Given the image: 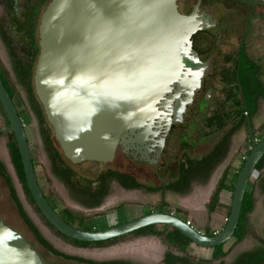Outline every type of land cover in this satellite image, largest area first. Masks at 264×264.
Instances as JSON below:
<instances>
[{
  "label": "water",
  "instance_id": "95a60500",
  "mask_svg": "<svg viewBox=\"0 0 264 264\" xmlns=\"http://www.w3.org/2000/svg\"><path fill=\"white\" fill-rule=\"evenodd\" d=\"M196 16V10L180 12L177 0L49 1L39 24L34 88L67 159L112 161L118 144L148 159L153 150L160 157L171 124L192 102L206 69L190 53L189 37L200 26ZM0 103L17 140L34 202L60 233L98 242L165 224L208 248L234 236L249 182L264 155V138L257 140L248 111L251 150L238 173L226 224L209 235L164 212L101 229L71 225L42 189L26 129L1 75ZM0 264H44L31 242L2 218Z\"/></svg>",
  "mask_w": 264,
  "mask_h": 264
},
{
  "label": "flooded vegetation",
  "instance_id": "af4514ba",
  "mask_svg": "<svg viewBox=\"0 0 264 264\" xmlns=\"http://www.w3.org/2000/svg\"><path fill=\"white\" fill-rule=\"evenodd\" d=\"M49 1L50 0H26L27 9L24 12L23 19H20L16 15L12 17V22L19 29V40L28 46L29 55H34L37 52V59L40 51L39 24ZM177 3L180 12L184 14H190L196 10V19L200 26L189 37V40L191 42L190 53L193 59L196 63L202 64L206 68L201 86L195 90L193 100L187 105L185 111L182 113L181 119H177L171 124L159 158H157L155 150L150 153V158L148 159V157L143 156L142 153L137 150H126L125 146L122 144H118L112 161L103 162L88 160L73 163L66 158V162L71 166L82 165L84 163L91 164L89 168H86L88 175L80 172L81 178H79L77 182L75 181L76 186L74 183V186L77 187L76 189L84 192L85 199L82 201H72L68 198L65 199L66 206L58 208L50 201L46 193H44L60 216L76 228L87 230L107 228L151 212L174 214L184 221L187 220L183 215V211H168L165 209V194L167 188H171V183L176 182L181 176L183 168H185L183 160L174 159V156L178 158V152L182 151L178 150L179 146H185L184 138L179 137L182 135L181 133L184 130L186 122L192 116L188 111L198 106L201 108V104L210 100L212 91L216 88L214 82L215 77L219 76V82H223V84L218 85H221L220 87L222 89L225 88L226 91L224 92L223 101H221V103L228 104L225 105V109H215L207 117L205 124L209 127L214 126L216 129L226 130L225 135H227L234 126L242 122L248 133L245 114V111H248L254 125V113L252 115L249 110L245 108V94L242 91V87L238 84V79H241V71H243L245 84L246 86H250L254 81L252 80L253 78L251 75H253V72H251V69L258 68V71L255 73V78L264 92V0H177ZM32 22L37 23V27L35 26V32L37 33H35V35L38 37L37 40L34 39ZM233 39L234 41L231 42ZM230 43H232L233 49L225 51V46ZM10 45L9 48L13 51V57L15 61H17V54ZM2 73L6 77L3 70ZM13 99L15 101V98ZM0 107L4 114L5 123H7V126H0V136L3 134L6 135V140L3 145L0 146V181L4 189L8 192L9 198L14 204L15 209L19 212L14 202V191L19 199L21 193L28 199L29 197L19 177L12 154V139L10 134L13 133V131L9 129L10 123L2 105ZM19 114L26 129L22 115L20 112ZM243 117H245V120H242ZM222 118L227 122V125L231 123L228 125L230 128L221 127L220 121ZM14 139L18 147L17 140L16 138ZM153 148H158V146L155 145ZM172 148L173 151H177V155L173 154ZM171 159L174 160L170 162ZM167 170L178 175L173 182H167L165 180V172ZM89 171L91 175H89ZM72 180L71 177H68L60 183L63 185L64 189L67 186L69 190H72L73 186L72 182H70ZM158 183L162 186L160 205L155 209H148L146 204L142 202V199L145 200L144 196L147 195L144 189L155 190ZM115 186H119L122 192H127V201L124 200L127 199L126 197H120L118 193L113 194L112 191H110L115 189ZM0 218L8 225L15 228L9 224L2 215H0ZM44 219L47 223L45 217ZM161 225L163 226L161 228H157L155 225L146 226L120 237L111 238L102 242H90L89 244L78 243L75 241L76 239L74 240V238L60 233L52 225V227L49 226L54 229L55 234L62 241L68 242L72 246L79 247L102 246L112 248L119 244L122 245L135 242L141 237L157 235L163 237L167 246L171 248L168 250L170 255L180 257L181 261H178L176 264H210L209 261H205V258L190 256V245L186 249H181L178 245H173L169 242L166 234L174 228L165 224ZM153 231L161 232V234H156ZM43 248L45 249V254L41 251H39V253L44 264H156L157 262L155 255H148L142 252H136L131 255L113 254L111 252L108 253L106 257L95 259L69 254L60 250L59 251L62 253H55L45 245H43ZM172 248H175L176 252ZM263 250L254 248L250 251L240 252L231 260L230 264H264ZM47 253L53 258L46 257ZM166 253L167 251L164 253L162 264H164ZM259 254L263 255L261 256ZM160 259H158V261ZM210 259L215 263L221 262V257H214L213 252ZM169 260L172 263L173 258Z\"/></svg>",
  "mask_w": 264,
  "mask_h": 264
},
{
  "label": "rangeland",
  "instance_id": "374dc122",
  "mask_svg": "<svg viewBox=\"0 0 264 264\" xmlns=\"http://www.w3.org/2000/svg\"><path fill=\"white\" fill-rule=\"evenodd\" d=\"M26 0H0V67L4 71L8 81L15 88V104L22 115L23 121L26 125L27 137L30 143L31 153L35 161V167L38 174L39 181L46 195L50 201L61 208L66 206L65 199L70 198L72 201H82L85 199L84 192L76 189V183L81 178V173L88 175L86 168L91 164L84 163L82 165H70L66 161H61L56 158L54 149L50 141L47 140V132L54 137V131L49 130V123L42 122L35 110L34 100L29 91V77L31 70L36 66L37 52L34 55H29L28 46L19 40V29L12 22V17L17 16L23 19L24 12L27 9ZM231 40V42H233ZM11 44V45H10ZM17 54V61H15L12 50ZM225 51L233 49L232 43L225 46ZM258 71V68H252L251 72ZM32 76V79L34 78ZM252 80H254V75ZM240 77V73H239ZM241 79H238L240 87L247 88L245 80L243 79V71H241ZM264 78V75H263ZM219 76L215 77V86L210 100L201 104L197 108L192 109L191 118L186 122L182 135L179 138H184L185 146L180 145L178 150L179 156L174 159L183 160L185 169L189 175L190 185L186 187V192H180L168 189L165 194L166 204L165 209L168 211H183L186 219H190L195 225V228L200 231L211 229L209 214L207 213L208 201L215 190L223 171L229 166L228 184H233L234 176L237 171H240L244 158L251 150V141L247 133L244 123L240 122L238 127L230 135L226 130L216 129V127H209L205 124L207 117L215 110L226 108L222 104L225 88L222 89L218 84ZM257 83V82H256ZM251 85H254L252 83ZM224 105V106H223ZM205 106V107H203ZM228 106V105H227ZM187 113V112H186ZM227 118V117H225ZM254 127L257 140L264 138V95L262 91L256 94V110L254 112ZM229 123L228 125H230ZM226 126V128L228 127ZM0 126H7L5 123L4 114L0 107ZM230 128V127H228ZM227 128V129H228ZM187 135V136H185ZM6 140V135L0 136V146ZM198 142V143H197ZM57 144V142H55ZM218 145L222 147L228 146V152L224 159L219 160V153L215 149ZM223 150V148L221 149ZM212 156L205 158L208 154L213 152ZM172 152L177 155V151ZM205 158V159H204ZM174 159H171L172 162ZM207 159V160H206ZM70 167L72 170H68ZM56 170H68V176L63 173H56ZM81 172V173H80ZM89 175L90 171H89ZM177 174H173L167 170L165 172V180L173 182L177 178ZM72 178L73 189H65L60 183L65 178ZM75 183V186H74ZM172 184V183H171ZM109 186V185H108ZM20 187V185H19ZM248 189L254 191L255 207L248 214L247 234L241 241H236L235 237L224 244L223 249L227 252L225 256L221 257L220 263H215L210 257L213 249L208 247H201L194 243L190 244V256L205 258L206 262L210 264H230L231 260L243 251H250L254 248L264 249V168L260 171H255L252 176ZM157 190V191H155ZM155 190H146L145 200L142 202L146 204L148 209H155L159 207L161 202L162 186L158 183ZM113 194H119L120 197H126L127 192H122L119 186L110 190ZM223 191V190H222ZM22 196V197H21ZM20 201L26 210L27 214L34 221L43 237L53 245L54 248L69 254L79 255L86 258L106 257L108 253L131 255L136 252L147 253L148 255H155L157 258L156 264H162L165 251L171 249L167 246L163 237L152 235L148 237H141L135 242L117 245L112 248L102 246H87L79 247L72 246L68 242L62 241L45 221L44 217L37 210L34 203L21 193ZM70 196V197H69ZM233 191L228 190L224 192L223 196L220 194L219 213L224 216V219L229 215ZM208 199V201H206ZM224 206L221 205V200ZM206 201V202H205ZM0 215L12 226L18 229L31 244L38 250L45 254L43 244H41L35 237L32 230L24 222L22 216L15 209L14 204L9 198L8 192L4 189L0 181ZM225 221V220H224ZM226 223V221H225ZM157 228L162 225H155ZM170 228V227H169ZM175 252V248H172ZM264 251V250H263ZM46 257L53 258L48 253ZM161 258V259H160ZM158 259H160L158 261ZM208 264V263H207Z\"/></svg>",
  "mask_w": 264,
  "mask_h": 264
},
{
  "label": "trees",
  "instance_id": "16d2710c",
  "mask_svg": "<svg viewBox=\"0 0 264 264\" xmlns=\"http://www.w3.org/2000/svg\"><path fill=\"white\" fill-rule=\"evenodd\" d=\"M32 26H33V32H34V39H38V37L35 35V31H36V27H37V23H33L32 22ZM36 26V27H35ZM32 30V29H31ZM37 34V33H36ZM256 71L253 73V75L255 76ZM0 75L2 76V79L11 95L12 98H15L16 92H15V88L10 84V82L8 81V79L4 76V74L2 73V69L0 67ZM30 75V77H29ZM33 76V71L31 70L30 74L28 73L29 77V91L31 94L32 99L34 100V104H35V110L36 113L39 117V119L42 122H46L49 123L47 118H46V114L45 111L43 109V106L41 104V102L39 101L36 93H35V88H34V81L32 79ZM257 82V83H256ZM254 85H248L247 88H242V91L245 94V100H246V106L245 108H247L249 110V112L253 115L254 111L256 110V94L259 91H262L261 86L259 85L258 81L256 80V78L254 77V81H253ZM264 95V92H263ZM1 106V105H0ZM217 117V116H216ZM223 117V116H221ZM242 120H245V117H243ZM221 123V127L224 128L227 125V122L223 120V118L220 121ZM240 123V122H239ZM239 123L234 126V128L231 129V131L229 132V134L231 135L234 130L236 129V127L239 125ZM49 130H53L52 126L49 123ZM47 140L50 141V143L53 146L54 149V153L56 158H58L59 160H63L66 161V157L63 154V151L59 145V143L57 142V140L55 139V137L50 136L49 132H47ZM11 139H12V143H11V148H12V154L14 157V162L19 174V177L24 185L25 191L29 197V200L35 204L34 199L32 197V194L28 188L27 182H26V178H25V173H24V168H23V164H22V160H21V155L19 152V149L16 145V141H15V136L13 133L10 134ZM55 142H57V144H55ZM223 148V150H221ZM215 149H217V153H219L220 157L219 160H222L226 157L227 152H228V146L227 147H222V145H218ZM250 152V151H249ZM214 153L211 152L210 154H208L207 156H205V158H208L210 156H212ZM33 157V156H32ZM204 158V159H205ZM207 160V159H206ZM34 161V159H33ZM1 165V164H0ZM34 165L35 161H34ZM68 170H72L70 167H67ZM264 168V155L262 156V158L259 160V162L256 165V171H260ZM67 170V171H68ZM69 170V171H70ZM56 173H63L64 175L68 176V172L66 170H61L58 171L56 170ZM228 173H229V166L223 171L222 177L220 178L218 184L215 187V190L213 191L208 204H207V208L209 213H212L216 210L217 205H219V200H220V194L221 191L223 189H228V190H234L235 187V183L237 180V176L239 171L236 172L235 176H234V182L233 184H228L227 180H228ZM190 185V180H189V175L186 171L185 168H183V172L181 174V176L176 180V182L172 183L170 185V187L173 190L176 191H180V192H186V187H188ZM14 195V202L16 204V206L19 209V213L22 216L23 220L25 221V223L28 225V227L32 230V232L34 233L35 237L37 238V240L45 245L48 249H50L51 251L55 252V253H62L59 250H57L56 248L53 247L52 244L49 243V241H47L43 235L40 233L38 227L35 225L34 221L31 219V217L27 214L26 210L24 209L19 197L17 196V194L13 193ZM36 206V204H35ZM255 207V198H254V191L252 189H247L245 196H244V201H243V205H242V210H241V215H240V221L238 224V227L235 231V234L233 237H235L236 241H241L244 239L245 235L247 234V226H248V214L254 209ZM37 210L40 212V210L38 209V207L36 206ZM41 213V212H40ZM230 213V212H229ZM228 213V214H229ZM47 224L51 226V224L47 221ZM52 227V226H51ZM156 234H161V232H157V231H153ZM59 233V232H58ZM209 235L214 234L211 231L206 232ZM167 239L169 242H171L173 245H178L181 249H186L190 244H191V240L186 237L183 233H181L179 230L177 229H172L168 234H166ZM75 240V239H74ZM78 243L81 244H89L90 242L87 241H79V240H75ZM102 242V241H99ZM224 244L223 245H219L213 248V256L214 257H222L225 256L227 254V252L223 249ZM259 255H263V254H259ZM170 258H173L172 263L170 262ZM178 261L180 260V257H177L176 255H170V252L167 251V253L165 254V258H164V264H176Z\"/></svg>",
  "mask_w": 264,
  "mask_h": 264
},
{
  "label": "crops",
  "instance_id": "0c3cea01",
  "mask_svg": "<svg viewBox=\"0 0 264 264\" xmlns=\"http://www.w3.org/2000/svg\"><path fill=\"white\" fill-rule=\"evenodd\" d=\"M228 191V189H223V191H221V194H222V196H223V194H224V192H227ZM206 201H208V199L206 200ZM205 201V202H206ZM225 200L223 199V200H221V205L222 206H224V204H223V202H224ZM207 213L209 214V218H210V225H211V229H209L211 232H217V231H219V230H221L223 227H224V225L226 224L225 223V219H224V216L221 214V213H219V209H218V207L216 208V210L214 211V212H212V213H209V211H208V208H207ZM201 232H204V233H206L207 232V230H204V231H201ZM207 234V233H206ZM233 238V237H232ZM231 238V239H232ZM192 244V243H191ZM202 247V246H201ZM213 249V248H212Z\"/></svg>",
  "mask_w": 264,
  "mask_h": 264
},
{
  "label": "built area",
  "instance_id": "2783aa9c",
  "mask_svg": "<svg viewBox=\"0 0 264 264\" xmlns=\"http://www.w3.org/2000/svg\"><path fill=\"white\" fill-rule=\"evenodd\" d=\"M228 217H229V215L225 218V221H227ZM186 222H187V224H189V225L194 227V224L192 223V221L190 219H187ZM214 233H216V232H214Z\"/></svg>",
  "mask_w": 264,
  "mask_h": 264
}]
</instances>
